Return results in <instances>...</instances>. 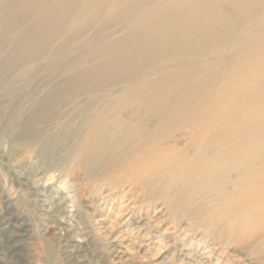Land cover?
I'll use <instances>...</instances> for the list:
<instances>
[{"label": "bare ground", "instance_id": "1", "mask_svg": "<svg viewBox=\"0 0 264 264\" xmlns=\"http://www.w3.org/2000/svg\"><path fill=\"white\" fill-rule=\"evenodd\" d=\"M240 1L235 17L190 40L179 37L187 32H176L183 24L173 18V32L152 36L153 47L124 41L107 52L96 44L81 60L68 58L59 72L81 98L49 106L42 121L50 135L36 128L12 135L27 146L46 139L42 147L69 160L64 171L75 194L102 199L96 208L107 213L91 221L103 237L151 242L139 235L163 216L164 239L186 233L179 264H213L217 251L215 264L223 255H231L224 264H264V0ZM79 64L86 68L73 72ZM137 218L138 238H128ZM117 254L125 259L128 249Z\"/></svg>", "mask_w": 264, "mask_h": 264}, {"label": "rangeland", "instance_id": "2", "mask_svg": "<svg viewBox=\"0 0 264 264\" xmlns=\"http://www.w3.org/2000/svg\"><path fill=\"white\" fill-rule=\"evenodd\" d=\"M101 1L99 0L100 3ZM229 1L104 0L102 2L107 5H99L98 0H0V264L180 263L176 250L185 242L182 239L186 233H181L179 240L172 236L164 239L162 234L168 228L169 220L165 221V217L159 216V225L142 231L139 237L149 233L153 238L151 242L142 244L137 235L132 236V228L137 225L138 218L131 222L127 231L128 234L131 233L128 238H138L135 242H129L130 239L114 241L113 238L103 237L91 221L95 219L93 217L99 219L107 213H101L96 208L102 203V199L87 193L82 194L84 196L75 194L69 176L66 175L69 160H59L62 154L53 146L42 147L46 139L27 146L14 141L12 135L26 130L30 135L35 128L41 132L47 131L50 135L45 120L42 121L44 115L49 117V112L46 111L49 106H63L66 97L72 94L81 98L76 91L68 93L71 90L68 86L71 85V80L59 72L62 69L59 67L65 65L68 58L81 60V55L93 50L96 44L105 46L107 52L116 47L122 48L124 41L143 42L146 46L153 47L156 40L173 32L171 27L177 19L184 27L176 32H187L186 35L180 33L179 37L187 38L199 33L204 35L205 32L209 33L213 24H223L236 16V11H239L237 7L242 2ZM121 8L125 10L121 11ZM152 36L158 39L153 40ZM173 36L178 35L175 33ZM75 67L73 72L86 68L82 64ZM19 110L23 112L20 113ZM25 121L29 122L26 126ZM65 196L69 198L61 202ZM145 217L143 215V219ZM147 223L145 220L144 224ZM182 226L187 228V234L195 231L188 224ZM199 226L201 230V222ZM162 238L163 242L159 244L158 241ZM153 241L157 243L154 244ZM160 245L164 248L161 249ZM126 249L128 256L120 258L122 255H118L117 251ZM219 252L212 260L213 264L217 263ZM229 254L236 255L232 252ZM230 256L223 255L219 261L223 264L231 261ZM244 260L237 259V262L249 264Z\"/></svg>", "mask_w": 264, "mask_h": 264}]
</instances>
